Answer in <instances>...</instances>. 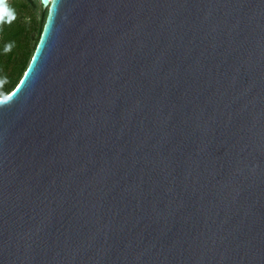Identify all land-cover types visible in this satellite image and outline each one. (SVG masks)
Wrapping results in <instances>:
<instances>
[{
	"label": "water",
	"instance_id": "95a60500",
	"mask_svg": "<svg viewBox=\"0 0 264 264\" xmlns=\"http://www.w3.org/2000/svg\"><path fill=\"white\" fill-rule=\"evenodd\" d=\"M38 1L0 264H264V0Z\"/></svg>",
	"mask_w": 264,
	"mask_h": 264
},
{
	"label": "trees",
	"instance_id": "16d2710c",
	"mask_svg": "<svg viewBox=\"0 0 264 264\" xmlns=\"http://www.w3.org/2000/svg\"><path fill=\"white\" fill-rule=\"evenodd\" d=\"M2 8L5 11L0 18V97L19 83L47 16L38 0H8Z\"/></svg>",
	"mask_w": 264,
	"mask_h": 264
},
{
	"label": "snow or ice",
	"instance_id": "6c2138e0",
	"mask_svg": "<svg viewBox=\"0 0 264 264\" xmlns=\"http://www.w3.org/2000/svg\"><path fill=\"white\" fill-rule=\"evenodd\" d=\"M4 11H5V10H4L2 7H0V18L3 17Z\"/></svg>",
	"mask_w": 264,
	"mask_h": 264
},
{
	"label": "rangeland",
	"instance_id": "374dc122",
	"mask_svg": "<svg viewBox=\"0 0 264 264\" xmlns=\"http://www.w3.org/2000/svg\"><path fill=\"white\" fill-rule=\"evenodd\" d=\"M37 16L39 15V12H37V14H36Z\"/></svg>",
	"mask_w": 264,
	"mask_h": 264
}]
</instances>
